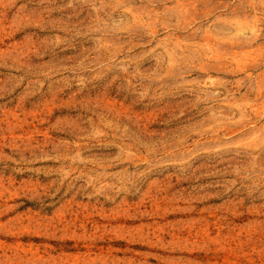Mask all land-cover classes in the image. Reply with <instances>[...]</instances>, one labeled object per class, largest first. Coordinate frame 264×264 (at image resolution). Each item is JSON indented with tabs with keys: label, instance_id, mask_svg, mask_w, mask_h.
I'll return each mask as SVG.
<instances>
[{
	"label": "rangeland",
	"instance_id": "1",
	"mask_svg": "<svg viewBox=\"0 0 264 264\" xmlns=\"http://www.w3.org/2000/svg\"><path fill=\"white\" fill-rule=\"evenodd\" d=\"M0 264H264V0H0Z\"/></svg>",
	"mask_w": 264,
	"mask_h": 264
}]
</instances>
